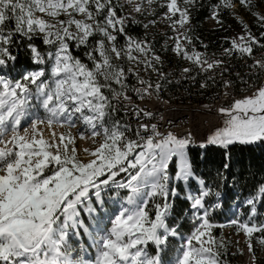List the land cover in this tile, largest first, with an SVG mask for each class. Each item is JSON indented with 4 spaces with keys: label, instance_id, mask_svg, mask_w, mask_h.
<instances>
[{
    "label": "snow or ice",
    "instance_id": "obj_1",
    "mask_svg": "<svg viewBox=\"0 0 264 264\" xmlns=\"http://www.w3.org/2000/svg\"><path fill=\"white\" fill-rule=\"evenodd\" d=\"M238 2L251 10L252 0ZM156 3L166 8L162 19L175 33L169 37L174 41L172 51L194 66L182 69L183 78L195 81L193 71L215 73L219 69L223 95L230 98L227 107L217 109L226 117L223 127L210 134L206 143L227 148L235 143L264 142V56L257 59L253 54L254 47L264 49V43L246 24L244 34L231 39V46L223 52L228 57L238 53L248 69L247 79L239 72L233 79L224 77L229 72L224 60L211 59L194 47L189 51L183 43H193L190 7L196 0H124V4L120 0H0V69L15 64L13 49L18 50L25 41L32 63L49 65L26 71L19 79L0 75V264H166L162 254L170 238L180 235L168 222L172 214L169 197L178 195L170 183L175 179L188 184L198 178L188 154L194 142L192 133L179 136L160 131L150 122L154 112L136 103L151 100L154 94L159 99L161 81L171 83L157 66L163 62L152 45L126 30L129 21L140 23L133 13L154 15L152 5ZM125 4L131 5V11L120 14ZM221 4L236 6L234 0H221ZM253 15L264 28V15ZM212 18L220 23L218 13ZM155 23L151 20L143 27ZM36 40L47 46L46 53ZM81 47L87 49L90 64L73 54V48ZM141 71L155 73L159 79L153 83ZM130 76L135 85L129 84ZM254 79L260 82L255 84ZM209 81L215 84V76L207 75L200 87H210ZM241 86L244 94L234 96ZM35 108H42L44 115ZM77 124L83 127L74 135ZM45 127L49 137L44 136ZM56 128L67 131L57 135ZM77 139L95 145L83 149L90 157L87 161L79 156ZM174 159L179 170L173 177L169 165ZM121 173L126 180L116 179ZM198 182V194L186 197L195 210L194 227L176 250L174 264H227L222 256L228 243L213 235L216 225L210 220L211 212L221 205L210 208L205 198L211 189L204 187L203 180ZM108 186L129 190L128 206L111 220L110 229H100L99 238L93 239L94 259L74 258L69 230L77 235L81 228L89 232L80 218L81 208L91 218L96 209L91 206L90 193L103 207L101 192ZM261 198L264 186L246 202L250 206L248 221L230 222L237 234L243 232L252 264H256L254 234L260 233L256 242L264 247V222L254 220ZM149 245L155 246L153 254ZM237 251L243 254L242 249Z\"/></svg>",
    "mask_w": 264,
    "mask_h": 264
},
{
    "label": "trees",
    "instance_id": "obj_2",
    "mask_svg": "<svg viewBox=\"0 0 264 264\" xmlns=\"http://www.w3.org/2000/svg\"><path fill=\"white\" fill-rule=\"evenodd\" d=\"M234 3L238 4L240 9H245L244 16H246V19L233 15L234 11H232V8H225L221 4V0H196V3L190 7L191 24L189 35L192 36L193 43L187 45V48L194 47L196 50L202 49V51L207 53L214 52L219 54L229 68V72H225L224 77L231 75L235 78L237 72L245 75L248 69L246 67L237 68L244 65V61L236 53L232 57L224 56V49L231 46V39L235 38V35L240 29H244L243 25L245 24L252 34L260 39L261 43H264V37L261 36V33H264V28L260 26V21L257 16L253 15V13L264 15V0H252L251 10L241 6L238 0H234ZM217 5H220V7H216ZM153 7L155 9L154 15L145 13L143 16L146 15L148 19L156 20L157 17L166 12V8H161L159 3L154 4ZM213 12L218 13L220 23L216 22L211 27L209 25V18L213 17ZM120 14H126L125 7ZM134 16L140 23L133 24L129 21L126 29L128 34L136 39L146 38L152 45L153 51L161 57L163 63L157 66L164 73L168 74L167 76H170V69L181 68L183 64L182 58L172 51L174 41L169 39V37L175 35L173 30L168 29V31L163 33L157 32L155 26H157L158 22L152 26L151 30L145 29L143 27V24L146 23L143 21L144 18H139L142 15ZM124 42L123 37H120L119 44L123 45ZM35 43L43 53L48 51L47 46H44L42 41L36 40ZM26 45L27 41L18 50L16 48L13 49L14 54L17 55V61L14 65L10 62L7 69H0L2 74L12 79H19L26 71H34L38 67H49V65L37 66L33 64L31 61V53ZM256 49L264 51V49H261L257 45L253 53H255ZM86 51L87 49L84 47L78 49L73 48V54L75 56H78L83 62L90 64L91 62L85 56ZM124 65L125 67L128 66L127 61L124 62ZM148 74V79H151L153 83L159 79L154 73L148 72ZM207 75L203 76L200 83ZM46 76H49L48 72H46ZM215 80V84L209 81L210 87L204 89L200 87V83L188 82V91L177 92L171 95L175 96L174 98L178 100L186 102L189 97L194 99L201 93L209 91L211 88H215L216 90L218 78L215 77ZM133 82L134 79L130 76L129 83L132 84ZM166 84H176V82L171 81V83L166 82ZM188 153L194 176L198 179H190L188 184H184L182 181L183 184L179 182L176 185L178 195L173 198L172 214L168 217V222L171 227H177L180 235L174 237L176 240L174 244L169 243L171 245L170 250L172 251H176L179 248L180 239L178 237L184 240L193 230L194 210L191 208V201L186 197L189 193L194 195L199 192L201 185L198 180H203L204 187L211 189V194L205 198L206 204L210 208L218 203L221 205V207L211 212L210 220L212 222H225L232 219H238L242 222L248 221L250 206L246 202L256 196L260 187L264 186V142L253 144L235 143L229 145L227 148L219 145L206 144L205 147H189ZM176 167L174 163L171 164V168L174 171ZM217 193H219L218 196L216 195ZM157 202H160L159 198H157ZM234 206H236V209L233 211L232 208ZM148 207L150 210L153 209L151 202ZM256 209L257 212L254 220L257 223L264 222V198H261V202L256 204ZM150 214H152L151 211ZM214 225L216 227L213 229V235L217 238L222 236L228 243L227 252L222 256V260L226 261L227 264H243L238 258L237 251L233 249L234 244L232 238H225L226 228L231 233L237 234L236 226L232 224L226 227L219 224ZM259 235L260 233H256L253 237V248L255 252L264 249V247L256 242V237Z\"/></svg>",
    "mask_w": 264,
    "mask_h": 264
},
{
    "label": "rangeland",
    "instance_id": "obj_3",
    "mask_svg": "<svg viewBox=\"0 0 264 264\" xmlns=\"http://www.w3.org/2000/svg\"><path fill=\"white\" fill-rule=\"evenodd\" d=\"M121 3L124 4V0H121ZM154 5V4H153ZM152 5V8H154ZM236 6L234 8H232V11H234L235 16L246 19L245 15V9L239 7L238 4H235ZM145 7L147 8V5L145 4ZM125 10L126 13L131 11V5H127L125 4ZM133 15H139L137 13H133ZM163 15L161 16V19H159V22L157 24V26H155V29L157 30V32L159 33H163L165 31H168V29H171L169 27V22L162 19ZM139 18H144L143 21H145L146 23H148L149 21H151V19H148V17L145 16H141ZM162 22V23H161ZM187 27V26H186ZM181 31H184L183 29H181ZM171 33V32H170ZM244 34V29H240L237 34L235 35V38ZM255 48V47H254ZM238 54V53H236ZM128 65V62H127ZM129 66V65H128ZM127 66V67H128ZM0 75H4L2 74V72L0 71ZM141 75L145 78L148 79L149 78V74L148 72H144L141 71ZM7 76V75H6ZM48 76H46L47 78ZM132 79H134L135 82V78L132 77ZM133 82V83H134ZM130 84V83H129ZM131 85V84H130ZM37 102L35 100H33V104H36ZM171 105V106H170ZM170 107H166V111H172L175 109H183V110H192V111H197L199 109H203V105L202 106H198V105H193L190 103H182V104H170ZM205 109V108H204ZM34 111L38 112V114L40 116L44 115V110L42 108H35L33 109ZM203 112V111H201ZM205 113V112H204ZM222 121L220 124V127H223V123L224 120L226 119L225 115L222 114L221 116ZM22 126H27V122H22ZM82 125L77 124V128L72 129L73 134H77L78 131L80 129H82ZM219 127V128H220ZM57 135H59V133L61 132H66L67 129L66 128H56L55 129ZM44 136L45 137H49L50 136V132L49 130L45 127L44 128ZM99 137L97 138V141H99ZM76 147L78 149V153L81 159L87 161V159H89L90 157H88L84 152L83 149L85 148H89L92 149L95 147V145H93V143L91 142V140H80L77 139L76 141ZM189 154V153H188ZM190 159V156H189ZM191 162V160H190ZM174 163L176 167V170L174 171L171 168V164ZM170 163L169 165V173L171 176H175V173L179 170L178 169V164L176 163L175 159L173 160V162ZM193 168V167H192ZM117 180H126V174L125 173H121L118 177H116ZM181 182V184H183L182 181H177L175 179H173L170 183V187H176L177 183ZM180 184V185H181ZM185 184V183H184ZM198 194V193H197ZM196 193L194 195H197ZM91 195V206L93 208L96 209V212L92 214L91 218L89 217V214L83 211V207L81 208V216L80 218L83 219L85 225L88 227L89 232L86 233L84 231L83 228L79 229V234H74V231L72 229L69 230V240L68 243L72 249V254L73 257H77L79 255H84L85 258H95L96 255V246L93 243V239H98V235L97 233L100 231V229H110L111 228V220L114 219L115 215H117L119 213V211L122 209V207H126L127 205V197L129 195V190L127 189H116L115 187L112 186H108L107 188H105L104 190H102L101 192V197L104 201L103 207H101V205L97 202L96 197L94 195ZM173 198L174 197H169L170 202L173 205ZM85 207L87 206V202L84 205ZM195 211V210H194ZM234 220V219H232ZM232 220H228L225 222H212L213 224H219L222 226H228L230 225ZM89 233H91V235H89ZM102 234V233H101ZM231 237L232 241H233V249L235 251H237V249H242L243 250V254L241 255L238 251V258L239 260L243 263V264H252V257L249 254L248 250H247V245L245 243V236L243 234V232H240L239 234H233L230 232V230L228 228L225 229V238ZM180 239V243L179 246L180 247L183 243L184 240H181L180 237H178ZM175 238L172 237L170 239L171 244H174L175 242ZM237 241H239V243H237ZM170 246L168 247V249L165 251L163 255V259L165 260L166 264H174L175 261V257L177 255V251H172L170 250ZM154 249L155 246L154 245H149L148 247V251L150 254L154 253ZM255 252V251H254ZM255 257H256V264H264V249L262 250H258L257 252H255Z\"/></svg>",
    "mask_w": 264,
    "mask_h": 264
},
{
    "label": "built area",
    "instance_id": "obj_4",
    "mask_svg": "<svg viewBox=\"0 0 264 264\" xmlns=\"http://www.w3.org/2000/svg\"><path fill=\"white\" fill-rule=\"evenodd\" d=\"M146 38H142L139 40H143ZM202 50V49H201ZM201 50H199L201 52ZM255 58L259 59V49H256L255 51ZM252 61H249V63ZM237 68H245L244 65L237 67ZM236 68V69H237ZM205 74H212L214 75L216 78H218V85L216 88V97H210L209 101H201L198 99L197 96V102L194 103H190L193 105H198V106H205L208 105V108L203 107V109H199L195 112H205L208 114H211L215 116V125L211 127V129L207 130L204 134V136L202 138H198L196 136V134L194 133V131L192 130V128L188 125V124H178L175 123L176 121H173L172 119L169 118V114H171L172 112H176V111H180L181 109H175L172 111H166V107H170L169 104L166 103V94H173V93H177V92H183V91H188V82H195V83H200V81L203 79V75ZM193 76L196 77L195 81H193L192 79L189 78V80H184V81H176V84H166V82H162V89L160 92V98L156 99L155 98V94L153 96V98L151 100H145V101H139L136 100V97L134 94L129 93L130 95H133V99L136 100V103L140 104L142 107H145L147 110H151L154 112V116L151 118V123H156L160 129V131L162 132H166V131H172L175 134L182 136L187 132H191L192 133V137H193V141L196 143H201L204 141H207V138L210 134H212L217 128L220 127L221 121H222V113L218 112L217 109L221 106L227 107L228 103L230 102V98L229 97H225L223 95L224 89L223 87L220 85V80H221V76H218V71H215V73H199L197 74V71H193V73L191 74ZM248 77L245 76V79H247ZM156 81H154L155 83ZM260 81L258 79H254L253 83L258 84ZM136 81L134 83H132L131 85H135ZM237 83L239 84V81H237ZM244 92L242 91V86L240 89H237L234 91L233 95L234 96H240L243 95ZM179 104H182V102H179ZM205 108V109H204ZM183 110V109H182ZM192 111V110H190ZM163 117V118H161ZM146 122H148L146 120ZM170 122V123H169ZM206 123H208L207 121H205ZM134 123V121H133Z\"/></svg>",
    "mask_w": 264,
    "mask_h": 264
},
{
    "label": "bare ground",
    "instance_id": "obj_5",
    "mask_svg": "<svg viewBox=\"0 0 264 264\" xmlns=\"http://www.w3.org/2000/svg\"><path fill=\"white\" fill-rule=\"evenodd\" d=\"M212 14H214V12ZM162 15L157 17V19L155 21L159 22V19H161ZM216 22H217L216 19H213L212 17L209 18V23H210L209 25L211 27H213L216 24ZM152 26L153 25L150 24L147 29L151 30ZM183 43H185V45L187 47L186 42H183ZM188 50L191 51L192 48H189ZM197 51H199V50H197ZM201 52L204 53L207 57H209L211 59H222V57L219 54H216L214 52L207 53V52L202 51V50H201ZM253 54L255 56V53H253ZM262 56H264V51H259V58H261ZM246 59H248V62L251 61L250 58H246ZM182 61H183V64H182L181 68L170 69V72H169L170 76H167V79L169 81H172V82L184 81L185 78H183L182 69L184 67H194L191 64L190 61H187V60H185L183 58H182ZM225 65H226V62H225ZM216 71H218V69ZM205 75H207V74H205ZM209 75H212V74H209ZM218 75H219V71H218ZM229 76H231V75H226L225 78H227ZM231 77L233 79H235L234 76H231ZM174 97L175 96H173L171 94H166V103L170 105V104H175V103L179 104V102H182V103H194V102H197V100H194V99H197V97L194 98V99L192 97H189L188 101H186V102L178 100V99H176ZM210 97H216L215 88H211L209 91L201 93L198 96V99L201 100V101H209ZM169 118L172 119L173 121H176L175 123H178V124H183V123L188 124L192 128V130L194 131V133L196 134V136L198 138H202L204 136L205 132L207 130L211 129V127L215 125V116H214V114L211 115V114L204 113V112H195V111H190V110H180V111L172 112L171 114H169ZM205 121H207L208 123H206ZM206 142L207 141H204V142H201V143H204L206 145L207 144ZM201 143L193 142V144L190 145V147H200Z\"/></svg>",
    "mask_w": 264,
    "mask_h": 264
}]
</instances>
